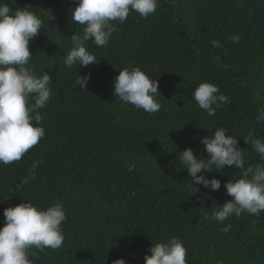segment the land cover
Returning a JSON list of instances; mask_svg holds the SVG:
<instances>
[{
  "label": "trees",
  "instance_id": "obj_1",
  "mask_svg": "<svg viewBox=\"0 0 264 264\" xmlns=\"http://www.w3.org/2000/svg\"><path fill=\"white\" fill-rule=\"evenodd\" d=\"M0 3L28 7L43 20L30 66L52 78L53 96L41 110L45 137L20 161L0 164V228L4 210L24 202L59 203L67 215L63 246L32 248L33 264H145L153 244L173 237L188 249L189 264H264V213L212 219L217 205L233 199L224 183L241 178L240 169L205 172L221 180L211 191L192 184L177 158L188 147L207 158L201 139L224 127L238 138L246 166L258 162L243 138L251 130L264 139V122L256 121L264 108V0H160L146 19L132 12L114 22L107 46L89 40L98 62L71 69L63 61L82 31L71 19L78 0ZM135 67L159 81L154 114L114 95L119 71ZM89 74L84 91L77 79ZM202 82L230 98L215 117L193 99Z\"/></svg>",
  "mask_w": 264,
  "mask_h": 264
},
{
  "label": "clouds",
  "instance_id": "obj_2",
  "mask_svg": "<svg viewBox=\"0 0 264 264\" xmlns=\"http://www.w3.org/2000/svg\"><path fill=\"white\" fill-rule=\"evenodd\" d=\"M159 5L160 0H78L71 19L82 26V31L80 27L70 38L72 47L65 54V66L71 69L98 62L86 47L89 40L98 47L107 46L115 32L114 22L124 23L132 12L146 19ZM42 28L43 20L28 7L13 10L8 4L0 3V164L3 165L20 161L46 135L41 110L47 108L53 96L49 87L52 78L48 72L36 75L30 66L32 42L41 35ZM240 39L233 35L232 43H239ZM213 43L219 46L218 42ZM90 80V74L79 75L77 84L87 91ZM159 94V81L139 67L120 70L114 81V95L120 101L148 114L161 109ZM192 95L210 118L230 103V98L211 82L199 84ZM258 113L259 124L264 122V108L258 109ZM243 139L258 157L254 165L246 166L245 151L239 147L238 138L227 134L224 127L217 128L211 137L201 139L207 158L195 155L191 147L177 154L181 169L188 172L192 184L211 191L221 188V180L208 179L205 172L223 173L233 165L240 169L241 178L234 177L224 183L233 199L217 205L212 212V219L221 224L233 216L264 213V139L256 138L251 130ZM4 217L5 225L0 228V264H33L32 248L56 250L63 246L62 226L67 215L59 203L42 209L24 202L6 208ZM231 230L230 223L221 228L225 234ZM149 251L151 255L145 256V264H189L188 249L175 237L167 243L153 244ZM113 264H127V261L121 258Z\"/></svg>",
  "mask_w": 264,
  "mask_h": 264
},
{
  "label": "water",
  "instance_id": "obj_3",
  "mask_svg": "<svg viewBox=\"0 0 264 264\" xmlns=\"http://www.w3.org/2000/svg\"><path fill=\"white\" fill-rule=\"evenodd\" d=\"M219 58V57H218ZM43 154H45V151H43ZM42 159V157H39L38 158V161H40Z\"/></svg>",
  "mask_w": 264,
  "mask_h": 264
}]
</instances>
